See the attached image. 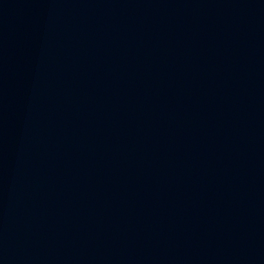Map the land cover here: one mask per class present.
Wrapping results in <instances>:
<instances>
[{"label": "water", "instance_id": "95a60500", "mask_svg": "<svg viewBox=\"0 0 264 264\" xmlns=\"http://www.w3.org/2000/svg\"><path fill=\"white\" fill-rule=\"evenodd\" d=\"M0 264H264V0H0Z\"/></svg>", "mask_w": 264, "mask_h": 264}]
</instances>
